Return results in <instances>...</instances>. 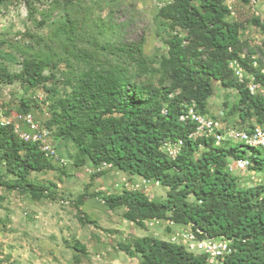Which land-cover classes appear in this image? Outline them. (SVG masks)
<instances>
[{"label": "trees", "instance_id": "trees-1", "mask_svg": "<svg viewBox=\"0 0 264 264\" xmlns=\"http://www.w3.org/2000/svg\"><path fill=\"white\" fill-rule=\"evenodd\" d=\"M225 1L174 0L162 10L170 26L177 29L168 40L164 65L167 85L161 89L144 86L133 81L121 66L89 68L71 78L70 93L58 99L55 107L50 105L45 124L47 128L57 127L55 140L67 137L76 143L79 164L85 158L91 165L106 162L168 187L161 201L132 189L104 195L110 208L125 206L127 221L145 227L152 218L170 219L189 225L198 238L230 240L235 251L219 264H264V182L239 187L238 177L226 167L229 159L245 155L244 145L190 139L194 123L179 119L191 100L207 113L202 108L213 92L212 80H216L238 91L241 111L252 115L253 121L264 122V97L251 94L228 65L231 59H238L247 74L264 84L262 66L254 67L252 60L241 57L239 25L224 20L229 12ZM256 24L264 34V20L257 19ZM136 48L130 57L142 51L140 46ZM20 64V71L15 73L0 67V84L18 79L35 89L53 75H44V62L39 58H24ZM35 103L33 98L22 97L17 112L30 111ZM163 107L166 114L161 113ZM177 139L183 140V146L172 159L162 144ZM247 148L253 163L249 169H263V151ZM0 157L6 172L17 181L52 167L51 159L36 144L19 139L11 125H0ZM20 187L34 198L46 190L28 182ZM119 246L131 257H139V264H206L204 255L195 254L183 243L153 235Z\"/></svg>", "mask_w": 264, "mask_h": 264}, {"label": "rangeland", "instance_id": "rangeland-1", "mask_svg": "<svg viewBox=\"0 0 264 264\" xmlns=\"http://www.w3.org/2000/svg\"><path fill=\"white\" fill-rule=\"evenodd\" d=\"M173 1L0 0V67L19 72L24 58L36 57L44 62V75L53 73L35 89L18 79L0 84V125L17 113L22 97L33 98L31 109L56 152L50 169L31 172L24 181L9 175L0 157V264H139L140 258L121 250L120 243L145 235L178 243L173 237L191 229L170 219L147 220L145 227L127 221L125 206L110 208L104 195L132 189L161 201L168 187L155 180L144 183L142 177L113 166L91 165L87 158L79 164L76 143L67 137L55 140L57 127L45 124L50 105L55 107L70 93L71 78L89 68L121 66L144 86L167 85L168 40L177 29L162 10ZM225 3L229 12L224 20L239 25L241 57L264 68V34L256 24L257 19L264 20V0ZM138 46L142 51L130 57ZM212 86L203 111L230 126L253 122L252 115L240 110L236 89L216 80ZM243 149L247 155L249 150ZM235 175L239 187L264 182V168ZM25 182L46 190L34 198L21 189Z\"/></svg>", "mask_w": 264, "mask_h": 264}, {"label": "built area", "instance_id": "built-area-1", "mask_svg": "<svg viewBox=\"0 0 264 264\" xmlns=\"http://www.w3.org/2000/svg\"><path fill=\"white\" fill-rule=\"evenodd\" d=\"M253 64H256V61H253ZM228 65L238 80L245 83L251 94H258L264 97V84L256 81L252 74H247L238 59H231ZM261 72L264 74V68L261 69ZM184 107L179 119L181 121L189 120L194 123V129L188 134L190 139L211 138L217 145L225 142L242 143L246 148L258 147L264 153V122L253 121L246 126L235 127L228 125L219 117L202 113L197 108V103L193 100L186 103ZM166 112L167 109L163 107L161 113L166 114ZM1 125H11L13 132L19 139L36 144L47 158L51 159L56 155L53 143L47 138L46 132L33 110L17 112L13 118L3 119ZM182 146V139L165 141L162 144V150L168 157L174 159L180 153ZM247 149L249 150V148ZM99 166L111 167L112 165L102 162ZM251 166H253V163L250 159V153L241 158H231L226 164L228 171L232 173L248 170ZM142 181L147 183L150 179L142 178ZM159 220L157 218L149 219L150 223L152 221L158 222ZM173 238L174 240H180L179 242L183 243L195 254L204 255L206 264H219L226 256L235 251L230 240L222 237L198 238L192 229Z\"/></svg>", "mask_w": 264, "mask_h": 264}, {"label": "crops", "instance_id": "crops-1", "mask_svg": "<svg viewBox=\"0 0 264 264\" xmlns=\"http://www.w3.org/2000/svg\"><path fill=\"white\" fill-rule=\"evenodd\" d=\"M183 226H187V225H183Z\"/></svg>", "mask_w": 264, "mask_h": 264}]
</instances>
